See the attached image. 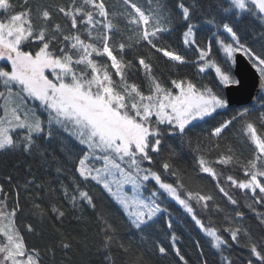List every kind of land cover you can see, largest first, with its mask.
<instances>
[{
	"label": "snow or ice",
	"instance_id": "6c2138e0",
	"mask_svg": "<svg viewBox=\"0 0 264 264\" xmlns=\"http://www.w3.org/2000/svg\"><path fill=\"white\" fill-rule=\"evenodd\" d=\"M122 9L119 15L127 20V30L133 36L131 42L117 45L115 32L120 21L115 20L116 13L105 0H61L38 4L35 9L32 0H0V62H4L0 66V153L31 155L43 142L55 156L58 145L79 177L71 189L62 185L63 198L72 207L96 209V198L89 191L94 182L130 226L144 233L165 217L171 230L174 204L207 237L218 264H236L230 251L233 246L247 250L244 264H264V231L259 239L253 235L237 199L242 195L251 201L247 207L264 229V48L258 52L241 29L247 21L246 28L256 36L258 23V38L264 40V0H213L208 9L201 10L199 19L186 0H173L171 5L158 2L154 9L152 0L147 6L140 0H122ZM177 22L183 28L182 43L194 52V58H186L167 42ZM201 27L212 32L215 52L213 40L204 44L197 39ZM141 48L152 53L156 61L163 57L174 62L177 71L179 66L190 64L195 76L177 75L164 81L152 56L129 58L132 51ZM240 58L258 74L257 92L251 107L232 110L226 91L243 86L233 71ZM209 72L214 76L206 81ZM140 75L147 90L144 81L136 79ZM228 112L227 119L213 123ZM236 125L249 156L240 159L229 146L214 161L205 158L204 148L220 147ZM196 129L201 130L195 149L199 172L211 177L228 203L235 206V217L227 216L223 228L230 239L211 222L205 224L197 213V207L208 209L214 196L186 190L177 171L185 145L192 149L191 134ZM166 138L178 140L179 147L169 148V158L162 161L160 171L152 167L153 154H161ZM214 165L238 166L242 176L229 174L222 183ZM56 171L61 172V168ZM166 177L175 179L168 181ZM6 181L12 184L13 177L7 176ZM34 183V178L29 179L25 187ZM149 184L152 190L145 196L143 189ZM225 184L236 193L228 191ZM19 195L17 189L11 204V193L0 184V264H44L40 248L28 245L17 223L23 211ZM34 210L41 218L50 215L61 223L66 215L58 205L49 211L36 203ZM98 221L103 247L110 251L118 228L103 213ZM26 231L32 234L36 229L28 224ZM171 240L177 264H189L176 245L174 232ZM59 246L64 250L72 247L64 239ZM196 246L201 249L203 264H208L199 240ZM119 248L125 255L130 251L123 243ZM158 251L168 254L164 246ZM47 252L54 257L56 247ZM106 259L115 264L112 256Z\"/></svg>",
	"mask_w": 264,
	"mask_h": 264
},
{
	"label": "trees",
	"instance_id": "16d2710c",
	"mask_svg": "<svg viewBox=\"0 0 264 264\" xmlns=\"http://www.w3.org/2000/svg\"><path fill=\"white\" fill-rule=\"evenodd\" d=\"M17 2V0H14ZM61 0H32L33 8L38 4L52 5L59 3ZM109 10L116 13L115 20H119V31L115 32V41L129 43L130 37L133 36L127 30V20H124L119 14L122 12V0H105ZM147 6L148 0H140ZM167 3L171 5L173 0H152V8L154 9L157 3ZM187 3L194 6L196 11V19H199L202 9H208L213 0H186ZM115 22V21H114ZM61 23H63L61 21ZM245 24L241 25V29L246 32V39L258 52L264 48V40H260L259 24L255 25L256 36L251 34V28H246ZM182 25L177 22L172 25V32L167 36V42L171 44L174 50L186 54V58H194L195 54L191 50H187L182 43ZM197 39L207 44L209 40H213L212 32L201 27L197 32ZM216 45L213 40V51L215 52ZM138 54L144 56H152V62L155 65L157 74L164 80L168 81L174 76H195V69L190 65L177 66L174 62H169L166 58L161 57L159 61L147 49L141 48L138 51H132L129 58L136 57ZM159 55V54H156ZM215 59V56L213 57ZM106 60V58H97ZM4 63H2L3 66ZM214 73L205 74V80L210 81ZM198 79V77H196ZM117 80L119 78H116ZM138 81H144L142 75L136 78ZM145 90H147V82L144 81ZM251 107V106H249ZM258 107V104H257ZM242 108V107H238ZM237 108V109H238ZM235 110V109H232ZM231 112L219 115L213 123L227 119ZM258 115V112L256 113ZM205 128L211 125H205ZM236 125L234 129H230L224 141H221V146L212 145L211 149L204 148L205 158L215 160L218 153L227 151L229 146L233 149V155L240 159H245L249 156L248 146L237 135ZM201 130L196 129L191 134L192 149L189 150L187 145L184 147L183 154L177 161V171L180 179L183 181L184 188L193 192H201L203 194H211L214 196L213 201H209V208L197 207V213L202 218L205 224L212 223L220 229L221 234L230 239L227 233L223 232V228L227 226V216L235 217L233 209L235 206L228 203L226 197L215 187L216 182L206 174L200 173L198 164L196 163L197 153V133ZM205 144L207 142L205 141ZM179 147V141H173L171 138H166L162 145L160 155L153 154V168L163 171L160 167L163 160L169 158V148ZM146 165V162H145ZM147 166V165H146ZM217 172L221 174L224 183V177L227 175L242 176V171L239 167H227L214 165ZM61 168V172L57 173L56 169ZM13 177L12 184H8L6 177ZM35 179V183L30 187H25V183L29 179ZM79 177L74 173L72 162L66 158L60 150V147L55 146V156L52 155V150L43 142L39 143L33 150L31 155H26L21 151L0 153V184H4L7 191L11 193V204L15 203V193L19 190V202L23 211L17 218V223L24 230L25 239L30 246L40 248L44 256V264H108L106 257L112 256L115 259V264H177L178 258L172 250L171 233L174 232L177 236L176 245L180 248L182 254L189 261V264H203L204 257L201 256V249L196 246L199 240L204 256L208 259V264H218V257L214 250L210 249L208 239L195 227L183 213L182 209L173 204L172 220L173 228L168 230L165 220L153 225L152 228L146 229L144 233H139L135 228L131 227L127 221V217L117 211L116 206L101 194L98 190L99 186H95L94 182L89 188V191L96 198V209L93 210L90 206L81 205L72 207V205L64 200L62 185L70 189L74 186L75 180ZM174 177H166V180L172 181ZM228 191L236 193V190L231 189L225 184ZM148 189L152 190V185H148ZM239 199V210L245 213V225L250 227L253 235L259 239L260 234L264 229L258 226V221L255 215L249 211L247 204L250 200H246L242 195H237ZM40 204L41 207L47 208L50 211L52 205L63 207L66 215L63 222L54 219L52 216H40L34 214V204ZM193 204L195 202L193 201ZM103 213L109 217L117 226L118 232L116 243L111 250H106L103 247V237L98 227V216ZM32 224L36 232L29 234L26 231V226ZM61 239L71 242L72 247L69 250H64L59 246ZM123 243L129 246L130 251L127 255L122 253L119 244ZM55 246L56 252L53 257L47 249ZM159 246H164L168 249L167 255H161L158 251ZM236 264H244L246 260V249L236 247L230 250Z\"/></svg>",
	"mask_w": 264,
	"mask_h": 264
},
{
	"label": "water",
	"instance_id": "95a60500",
	"mask_svg": "<svg viewBox=\"0 0 264 264\" xmlns=\"http://www.w3.org/2000/svg\"><path fill=\"white\" fill-rule=\"evenodd\" d=\"M234 73L242 79V87L240 89H229L226 91L227 97L232 101L231 108L249 107L255 102L257 92L258 74L251 69L246 60L238 59L237 64L233 66ZM251 97V102H249Z\"/></svg>",
	"mask_w": 264,
	"mask_h": 264
},
{
	"label": "rangeland",
	"instance_id": "374dc122",
	"mask_svg": "<svg viewBox=\"0 0 264 264\" xmlns=\"http://www.w3.org/2000/svg\"><path fill=\"white\" fill-rule=\"evenodd\" d=\"M2 63H4V62H0V65H2ZM29 103H31V102H29ZM150 192H151V189H148V186H147L145 189H143V194H144L145 196L150 195ZM125 217H126V216H125Z\"/></svg>",
	"mask_w": 264,
	"mask_h": 264
}]
</instances>
